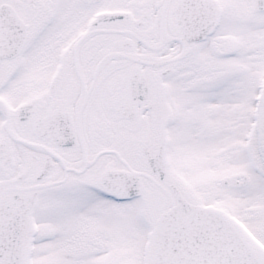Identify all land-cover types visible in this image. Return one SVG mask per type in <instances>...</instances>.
I'll return each instance as SVG.
<instances>
[{
    "label": "snow or ice",
    "instance_id": "1",
    "mask_svg": "<svg viewBox=\"0 0 264 264\" xmlns=\"http://www.w3.org/2000/svg\"><path fill=\"white\" fill-rule=\"evenodd\" d=\"M0 264H264V0H0Z\"/></svg>",
    "mask_w": 264,
    "mask_h": 264
}]
</instances>
